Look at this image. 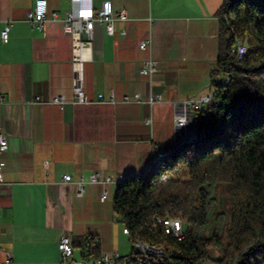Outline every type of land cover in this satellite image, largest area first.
<instances>
[{
  "label": "crops",
  "instance_id": "1",
  "mask_svg": "<svg viewBox=\"0 0 264 264\" xmlns=\"http://www.w3.org/2000/svg\"><path fill=\"white\" fill-rule=\"evenodd\" d=\"M46 1L47 22L37 30L27 21L33 0H0V31L9 25L7 41L0 36V132L7 139L0 154V247L12 264H58L62 234L74 248L92 234L100 253L125 256L133 248L112 211L116 185L145 171L171 141L187 137L174 124L179 102L212 95L207 64L216 60L214 12L221 0H108L114 14L124 9L128 19L114 21L112 36L94 25L91 59L83 64L92 102L64 108L42 101L73 96L74 44L63 32L73 0ZM103 1L78 0L93 9ZM144 39L150 44L139 50ZM148 58L157 62L152 76L139 72ZM135 94L143 102H123ZM156 94L160 101L146 102ZM95 171L113 181L104 188L84 183L78 195L63 180L66 174L87 180ZM103 189L107 198L100 201Z\"/></svg>",
  "mask_w": 264,
  "mask_h": 264
},
{
  "label": "trees",
  "instance_id": "2",
  "mask_svg": "<svg viewBox=\"0 0 264 264\" xmlns=\"http://www.w3.org/2000/svg\"><path fill=\"white\" fill-rule=\"evenodd\" d=\"M214 16V101L192 113V134L171 141L145 171L123 177L112 197L131 243L163 251L146 255L150 264H264V0H221ZM237 42L246 48L240 58L232 51ZM219 183L230 192L224 245L222 213L209 237L200 234ZM158 218L179 219L182 236ZM83 241L81 258L98 259V237ZM133 255L143 258L132 249Z\"/></svg>",
  "mask_w": 264,
  "mask_h": 264
},
{
  "label": "built area",
  "instance_id": "3",
  "mask_svg": "<svg viewBox=\"0 0 264 264\" xmlns=\"http://www.w3.org/2000/svg\"><path fill=\"white\" fill-rule=\"evenodd\" d=\"M47 1L46 0H33V6L27 13V21L29 24L37 29L41 30L47 22ZM126 21L127 15L124 9H120L116 14L113 12L110 1L105 0L102 2L100 8L93 9L91 6L81 5L78 0H73L71 10L66 14L63 20V32L71 37L74 50L72 58V71H73V96L67 98L63 94H54L50 96L46 101H42L51 105L64 108L67 104H89L92 101L88 98L84 91V78H83V64L91 59V41H92V29L94 25H102L106 33L110 36L114 35L115 20ZM51 20H55V14H52ZM9 25L6 24L0 31L1 39L6 42L8 39ZM121 35H125V30L120 31ZM150 44V40L144 39L139 41L138 49L146 50ZM235 55L240 58L242 51V43L237 42L235 48L232 50ZM157 71V62L153 58L146 59L140 69V73L145 76H152ZM162 96L160 94L149 96L146 100L148 103H154L160 101ZM103 94L98 95V101H104ZM113 102L112 96L107 99ZM35 101H39L38 98ZM214 101L212 95L207 94L198 98H188L179 102V110L174 118V124L177 127L185 129L188 124L189 115H192L194 111L200 110L202 107L211 104ZM125 103L130 102H143L139 94H135L133 99L125 98ZM145 121H149L146 119ZM7 148V139L0 132V154ZM5 162L0 159V182L3 179V169ZM65 182H69L75 185L76 194L80 195L82 192L83 184H100L103 188L113 181L111 175H103L98 171H95L84 180L82 176L77 181H72L71 176L66 174L63 176ZM107 198L106 190H102L100 194V201H104ZM157 222H161L164 226V230L167 232H175L176 235L182 236V222L179 219H157ZM137 247V253L141 254L143 258H137L133 255L131 258L128 255L122 256L119 253H106L101 252L100 256L96 260L90 259H76L73 257L74 248L71 244L70 238L67 234H62L57 242V249L60 254V260L58 264H150L144 257L148 254L162 255L163 251L155 249L145 243L135 242ZM3 255V259L0 264H12L11 254L7 250H3L0 247V255Z\"/></svg>",
  "mask_w": 264,
  "mask_h": 264
},
{
  "label": "rangeland",
  "instance_id": "4",
  "mask_svg": "<svg viewBox=\"0 0 264 264\" xmlns=\"http://www.w3.org/2000/svg\"><path fill=\"white\" fill-rule=\"evenodd\" d=\"M207 69H209V73L214 69L215 63H208ZM210 65V66H209ZM212 87V86H211ZM213 91V87H212ZM213 93V92H212ZM215 203L213 207L210 210L209 217H208V223L204 230L201 231L202 237H209L212 233L215 217L217 213H222V226H221V239L223 245L226 242V229L229 225V216H230V192L228 190V186L226 183H219L217 185L216 192L214 194ZM107 201H110V196H108ZM121 224V223H120ZM122 225V224H121ZM84 241L79 242L76 244V247L73 249V257L76 259H81V253L84 251L83 249ZM132 248L134 252H137L136 244H132ZM219 252H215L212 255L216 256Z\"/></svg>",
  "mask_w": 264,
  "mask_h": 264
},
{
  "label": "bare ground",
  "instance_id": "5",
  "mask_svg": "<svg viewBox=\"0 0 264 264\" xmlns=\"http://www.w3.org/2000/svg\"><path fill=\"white\" fill-rule=\"evenodd\" d=\"M245 51H246V48H245L244 46H242L241 54L245 53ZM162 177L165 178L164 175H163ZM122 232H123L125 235H127V230H126V228H123V229H122ZM173 234H174L175 236L179 237L178 235L175 234V232H173Z\"/></svg>",
  "mask_w": 264,
  "mask_h": 264
},
{
  "label": "water",
  "instance_id": "6",
  "mask_svg": "<svg viewBox=\"0 0 264 264\" xmlns=\"http://www.w3.org/2000/svg\"><path fill=\"white\" fill-rule=\"evenodd\" d=\"M183 130L187 136L193 133V130L190 127H189V129H183Z\"/></svg>",
  "mask_w": 264,
  "mask_h": 264
}]
</instances>
